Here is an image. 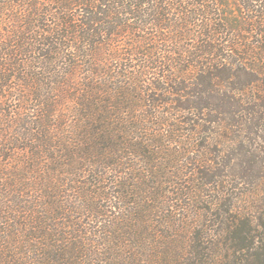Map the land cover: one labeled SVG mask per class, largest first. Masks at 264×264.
<instances>
[{"label": "trees", "instance_id": "1", "mask_svg": "<svg viewBox=\"0 0 264 264\" xmlns=\"http://www.w3.org/2000/svg\"><path fill=\"white\" fill-rule=\"evenodd\" d=\"M0 264H264V0H0Z\"/></svg>", "mask_w": 264, "mask_h": 264}]
</instances>
